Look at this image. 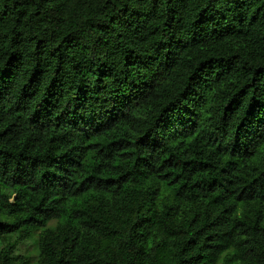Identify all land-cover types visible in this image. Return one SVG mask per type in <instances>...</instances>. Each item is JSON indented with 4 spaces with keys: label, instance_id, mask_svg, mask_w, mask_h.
<instances>
[{
    "label": "trees",
    "instance_id": "trees-1",
    "mask_svg": "<svg viewBox=\"0 0 264 264\" xmlns=\"http://www.w3.org/2000/svg\"><path fill=\"white\" fill-rule=\"evenodd\" d=\"M264 264V0H0V264Z\"/></svg>",
    "mask_w": 264,
    "mask_h": 264
},
{
    "label": "rangeland",
    "instance_id": "rangeland-1",
    "mask_svg": "<svg viewBox=\"0 0 264 264\" xmlns=\"http://www.w3.org/2000/svg\"><path fill=\"white\" fill-rule=\"evenodd\" d=\"M38 236L35 235V238L28 241L26 244L22 245L18 249L19 254H24L30 257L31 264H36L38 259V248H37Z\"/></svg>",
    "mask_w": 264,
    "mask_h": 264
}]
</instances>
